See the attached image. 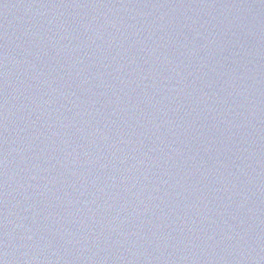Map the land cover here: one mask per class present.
Segmentation results:
<instances>
[{
  "label": "water",
  "instance_id": "obj_1",
  "mask_svg": "<svg viewBox=\"0 0 264 264\" xmlns=\"http://www.w3.org/2000/svg\"><path fill=\"white\" fill-rule=\"evenodd\" d=\"M0 264H264V0H0Z\"/></svg>",
  "mask_w": 264,
  "mask_h": 264
}]
</instances>
